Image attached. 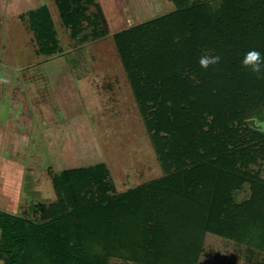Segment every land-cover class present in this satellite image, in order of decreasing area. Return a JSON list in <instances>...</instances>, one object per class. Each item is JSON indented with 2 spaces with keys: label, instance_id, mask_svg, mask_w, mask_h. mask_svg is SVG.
Wrapping results in <instances>:
<instances>
[{
  "label": "trees",
  "instance_id": "obj_1",
  "mask_svg": "<svg viewBox=\"0 0 264 264\" xmlns=\"http://www.w3.org/2000/svg\"><path fill=\"white\" fill-rule=\"evenodd\" d=\"M170 1L109 33L97 0H53L71 39L111 36L162 174L117 191L104 162L55 173L36 219L0 208L2 264H196L207 232L264 251V131L247 123L264 119V78L241 64L264 56V0ZM18 18L38 54L61 53L47 5Z\"/></svg>",
  "mask_w": 264,
  "mask_h": 264
},
{
  "label": "rangeland",
  "instance_id": "obj_2",
  "mask_svg": "<svg viewBox=\"0 0 264 264\" xmlns=\"http://www.w3.org/2000/svg\"><path fill=\"white\" fill-rule=\"evenodd\" d=\"M105 1L107 6H116L112 1H118L119 8L123 6V0ZM133 1L128 0V8L124 7L129 22L117 27H128L174 8L170 0ZM11 2L0 0V127L20 138L14 144H22L23 151L22 155L17 153L20 167H1L0 194L13 208L10 211L36 219L31 206L56 200L52 177L65 168L104 162L117 191L160 176L157 155L111 36L81 42L71 39L53 0H14L12 10ZM42 4L48 6L57 31L61 53L55 55L62 57L61 71L70 73L58 81L56 91L43 73H38L45 71L41 61L48 60L36 52L32 33L18 18L20 12ZM108 31L113 32L109 27ZM15 87L18 96L23 90L18 99L24 106L20 116L12 115ZM58 97L68 98L63 105L71 112L70 118L76 116L70 129L67 127L68 133L60 132L65 124L59 122L66 112L61 110ZM27 112L31 118L26 117ZM252 118L264 131V119ZM55 130L59 131L54 133L58 141L45 139ZM254 168H259L264 178V161ZM247 189L248 184L243 193ZM109 264L135 263L111 258ZM196 264H264V251L207 232Z\"/></svg>",
  "mask_w": 264,
  "mask_h": 264
},
{
  "label": "crops",
  "instance_id": "obj_3",
  "mask_svg": "<svg viewBox=\"0 0 264 264\" xmlns=\"http://www.w3.org/2000/svg\"><path fill=\"white\" fill-rule=\"evenodd\" d=\"M11 1L13 2L14 0H11ZM27 1H29V0H27ZM97 1L99 2V5L101 7L102 13H103L104 18L106 20L107 26L109 28H111V30H113V32L119 30L120 27H117V25L122 24L125 20L127 22H129V19L126 18L125 11H124L125 8H128V6H126V3L128 0H123L122 1L123 6H121L120 8L117 6V4H119L118 1L115 3L112 1V4H114L116 6H107V2L105 0H97ZM12 2L10 4L11 10H12L13 4H14V2L13 3ZM122 2H120V3H122ZM29 9H32V7L28 8V9H26L20 13H23ZM119 10H122L123 13H120ZM128 10L131 11L130 9H128ZM57 13H58V11H57ZM122 28H125V27H122ZM122 28H120V29H122ZM44 57H46V58L43 60H48V61H41L42 64H44L43 69L45 71H38V73H40V74L43 73V75L47 78L46 79V81H48L47 83L50 84V87H52V90L56 91L58 89V85H57V83H59L58 81L64 75L68 74L69 71H61V68L62 69L64 68V66H63L64 64L62 62L61 56L58 57V55H52V56H44ZM13 95H14L13 99L11 100V102H12L11 103L12 115L20 116L19 112L22 110V108L24 106L22 103H20V101L18 99L21 96H23V90H22L21 94L18 96V90H17V87H15L13 89ZM14 98H15V100H14ZM67 99L68 98H65V99H62L60 97L57 98L60 106L62 107L61 110H64L66 112L65 116H63V121H60L59 125H62V123L65 124L64 126H66L67 131L64 129V126H63L62 130L59 127L58 128L61 130L60 132H65V133H68V129H70L68 126H70L71 121L76 119V116L70 118L71 112H69V109H66L67 108L66 104L63 105V102ZM27 114L30 115V113L27 112L26 117L31 118V116H29ZM23 116H25V115H23ZM13 121H16V120L14 119ZM23 124H26V123H23ZM67 127H68V129H67ZM5 130H6L5 128L0 127V173L4 172V170L1 171V167H3V166L11 167L14 169L16 168L15 166L20 167V165H18L20 162V160H18V154H20V152L23 151V149L20 148V147H23L22 144L19 143L17 145V147L14 144L15 139L17 138V140L20 141V138L18 136H15L13 133H10L11 130H9V129H7L6 131ZM57 130L52 131L51 132V134L53 133L52 136L51 137L46 136L45 139L51 140V139L55 138L56 141H58V136H56V134H58L59 131H57ZM54 133H56V134L54 135ZM51 152H53V151H51ZM20 155H22V153ZM50 155H52V153ZM15 157H17V158H15ZM4 201H6V202L2 203ZM7 202H8V200H4L3 195L0 194V205H2L1 209L8 210V211L13 210V208H11L10 205L9 206L7 205ZM0 262H2V261L0 260Z\"/></svg>",
  "mask_w": 264,
  "mask_h": 264
},
{
  "label": "clouds",
  "instance_id": "obj_4",
  "mask_svg": "<svg viewBox=\"0 0 264 264\" xmlns=\"http://www.w3.org/2000/svg\"><path fill=\"white\" fill-rule=\"evenodd\" d=\"M221 62L219 55H204L199 58V65L202 69L207 70ZM242 68L250 70L258 78H264V56L255 50H249L242 59ZM2 264V262H0Z\"/></svg>",
  "mask_w": 264,
  "mask_h": 264
},
{
  "label": "water",
  "instance_id": "obj_5",
  "mask_svg": "<svg viewBox=\"0 0 264 264\" xmlns=\"http://www.w3.org/2000/svg\"><path fill=\"white\" fill-rule=\"evenodd\" d=\"M247 123H248V125H249L250 127L254 128V129L263 130L262 125H261V124H256L254 118H249V119L247 120ZM246 185H247V184H244L243 189L246 187Z\"/></svg>",
  "mask_w": 264,
  "mask_h": 264
}]
</instances>
